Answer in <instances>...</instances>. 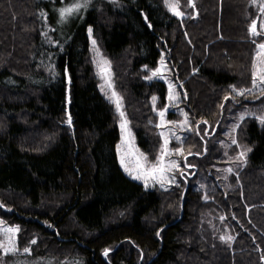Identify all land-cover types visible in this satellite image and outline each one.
Here are the masks:
<instances>
[{
	"label": "trees",
	"instance_id": "trees-1",
	"mask_svg": "<svg viewBox=\"0 0 264 264\" xmlns=\"http://www.w3.org/2000/svg\"><path fill=\"white\" fill-rule=\"evenodd\" d=\"M62 2L0 0V219L18 229L17 249H30L23 258L264 264V124L245 117L226 150L218 142L228 106L264 95L252 87L264 32L250 33L256 20L260 32L264 0H175L182 16L168 0H91L68 23ZM88 29L148 161L162 150L169 85L147 77L164 57L191 127L171 148L181 149L183 168L218 162L222 184L195 189L179 174L171 187L149 189L124 172L122 117L101 90ZM0 264L25 262L8 255Z\"/></svg>",
	"mask_w": 264,
	"mask_h": 264
},
{
	"label": "rangeland",
	"instance_id": "rangeland-1",
	"mask_svg": "<svg viewBox=\"0 0 264 264\" xmlns=\"http://www.w3.org/2000/svg\"><path fill=\"white\" fill-rule=\"evenodd\" d=\"M62 1L63 2L59 5L58 10L62 7L70 6V4L72 2L71 0L67 1L66 3L64 2V0H62ZM90 1L91 0H89V2ZM80 2L83 3V0H80ZM58 10H57V12L59 14ZM84 12H85V9H82L80 13L67 18L65 20V22L68 23L70 21V19L76 18L78 16L81 17ZM261 23H264V12H262L260 24ZM88 33L90 35V43H91V49H92L93 56H94V61H95L96 67L98 69L99 75L102 79L101 90L103 91V93L107 97H112V93L115 90L113 88V85H112V88H109L107 86V79L109 77H106L104 75V73L102 72V68L100 66V63H99L102 60L108 61V59L106 56L103 55V53L96 46V44H95V46L93 45L92 41L94 39L92 38L91 33L89 32V29H88ZM258 48H259V46H258ZM256 64H257V59L255 61V65ZM157 69L160 70V75L153 77V78H157V79H161V80L166 81L168 83V85L173 86L171 89L172 93L178 94V96L175 100H170V99L168 100L167 106L165 107L167 109V111L165 112V116H164V122H165L164 125L160 126L161 125V118H160L159 124H158L160 127V132L165 134V135H162V137H163L162 149L164 148V140H165V136H166L168 139L167 149L171 153V155H166L164 157V165H168L170 162L175 161L177 167H173L171 171H168L165 173V179H164L163 186L161 185V183L157 182V180H155L154 178H151V177L147 178V182H145V179H135L134 176L140 174L139 170L136 169L135 159L139 156V154H143L144 157H146V155L138 148V146L134 140L133 134L129 128L128 122H127V129H123L121 127L122 119L126 120V118L123 117V118H121V122H120L121 140L117 146L119 163H120L122 169L132 179L137 180L139 182H142L145 185V187L149 188V189H152L154 186H160L162 188H169L173 184L179 182V174L181 176H185L186 178L190 179L191 185L195 189L205 190L209 183L222 184V182L219 181V178L220 177L223 178V176H222V172L220 173L221 167L219 166L218 162H214L213 167L206 170V171H204V170L198 171V168L196 166H194V168H190L191 166H184V168H183L182 167V160L180 158L181 149L171 148L170 142L172 140L182 141L184 139V137L186 136V134L188 133V131L191 130V127H190L189 121L187 119L185 106L181 102L182 98H181L180 90L178 88H176L177 86L173 82L170 67H169V65H168V63L164 57L161 60L160 65ZM161 76L163 78H161ZM110 80H111V68H110ZM111 84H112V80H111ZM262 87H264V85H261L260 88H253V89L259 90ZM169 92H170V88H169ZM115 93L117 94L116 91H115ZM263 97H264V95L257 98V100L254 99V102H245L243 104L232 103L228 106L227 125L224 129L225 130L224 135L218 139L220 146L221 145L224 146L223 149H225V147L230 146L228 142L231 141L232 138H234L232 133L235 129V126L242 120L241 119L242 116L245 118L248 116L260 117L261 115H264V98ZM261 98H263V99H261ZM111 100H113L115 102V97H112ZM246 100L247 99H245V101ZM119 111L120 112L122 111V104H121V108L119 109ZM170 112H175V114L173 115L172 118H168V115ZM176 114L180 115V119L175 118ZM185 121H187V123H185ZM126 139L131 142V145L133 147V154L132 155L128 154L129 145L127 143H125ZM225 142H227V143H225ZM237 149H238V153H239V155L237 157L240 156L241 152H245V148L243 146H239V148H237ZM228 151H229V149H228ZM122 154L124 155L125 164L132 171L131 175L125 171L124 165L121 164ZM223 155L226 156L225 158H227L228 160L231 159V156H229L227 154V152H224ZM159 157H160V155H159ZM158 158H157V160H158ZM244 159H245V157L241 160H238V159H236V160H238V162L242 163V162H244ZM157 160L155 162H151V161H148V159H147V162L149 165H151V164H156ZM233 165H234V163H228V167L231 168V171L233 170ZM191 171H193V172L190 173ZM224 171L226 173L229 172V171H227V169H224ZM5 227H12V226L6 224L5 222H3L0 219V241H2L4 239L3 228H5ZM12 228H15V227H12ZM16 234H17V232L15 233V243H16V248H17ZM17 253L19 254V256L16 255ZM24 254H25V252L21 251V250H18L15 253L5 254L4 251L2 249H0V260H4L6 258V256L12 255L13 257H17L19 260H21V262H25V264L30 263V258H23ZM38 263L39 264H81L80 260L77 258L69 259V260H66L63 262H55L52 258L39 259Z\"/></svg>",
	"mask_w": 264,
	"mask_h": 264
},
{
	"label": "snow or ice",
	"instance_id": "snow-or-ice-1",
	"mask_svg": "<svg viewBox=\"0 0 264 264\" xmlns=\"http://www.w3.org/2000/svg\"><path fill=\"white\" fill-rule=\"evenodd\" d=\"M88 2L89 0H83V3L80 2V0H72L70 6L62 7L60 8L59 11V16L61 21L66 20L67 18L76 15L81 12L82 9H86L88 7ZM167 6L170 11L173 12L174 15L177 16H182L183 13L179 11V4L178 2H175V0H168ZM194 7V4L192 5ZM262 12H264V8L261 9ZM89 32L91 33V29H89ZM261 32H264V23L260 24V32L257 31V22L253 21L250 26V33L253 36L260 35ZM93 45L95 46L96 41H92ZM256 59H257V64L255 65V70L253 72V78H252V87L253 88H260L261 85H264V43L259 44V48L257 50L256 54ZM100 66L102 68V72L106 77H109L107 79V86L109 88H112L111 80H110V64L107 60H102L99 62ZM160 75V70L157 69L156 71L152 72V75L147 77L148 79H152L153 77H156ZM161 78H163L161 76ZM172 85H169L170 92H169V99L170 100H175L178 96V94H173L171 89ZM252 89H242L240 90L237 94L240 96L245 95L248 92H251ZM261 91L264 92V88H261ZM112 97H115V103L116 107L119 110L121 108V98L113 91ZM112 97H109L112 99ZM156 98L153 97V101L155 102ZM167 109L165 108L164 110L159 112V116L161 118V125H164V116L165 112ZM121 117H124V113L121 111L120 112ZM244 117L242 116L241 119ZM259 119L261 124H264V115H261L260 117H257ZM68 123H71V119L69 118ZM187 123V121H185ZM121 127L123 129H127V121L122 119ZM130 135V134H129ZM161 135H165L164 133H161ZM125 143L129 145V155L133 154V147L131 145V142L126 139ZM233 144H236L237 141L233 139L232 141ZM167 144H168V139L165 136L164 140V148L161 150L160 157L158 158L156 164H151L149 165L147 162V157H144L143 154H139V156L135 159V166L136 169L139 170L140 174L134 176L135 179H145V182H147V178L151 177L157 180V182L161 183L163 186L164 179H165V173L168 171H171L173 167H177L175 161L170 162L168 165H164V157L166 155H171V153L167 149ZM251 149H247V151H250ZM246 152H241L240 156L237 157L238 160H241L245 157ZM121 164L124 165V169L126 172H128L130 175L132 174V171L127 167L124 161V155L122 154L121 156ZM231 171V169H229ZM18 232L17 228H12V227H5L3 228V237L4 239L0 241V249L4 251L5 254L9 253H15L18 251L16 248V243H15V233ZM222 239H226V242L228 240H231L232 237H227ZM36 241H32L34 244ZM25 253H29L30 249L25 248L23 250ZM105 255H107V251L105 252Z\"/></svg>",
	"mask_w": 264,
	"mask_h": 264
},
{
	"label": "water",
	"instance_id": "water-1",
	"mask_svg": "<svg viewBox=\"0 0 264 264\" xmlns=\"http://www.w3.org/2000/svg\"><path fill=\"white\" fill-rule=\"evenodd\" d=\"M256 22H257V20H256ZM255 100H257V99H255ZM247 101V100H246ZM254 101V100H253Z\"/></svg>",
	"mask_w": 264,
	"mask_h": 264
}]
</instances>
